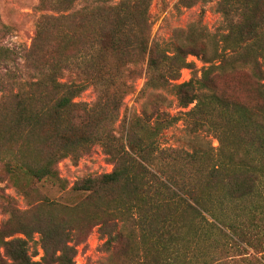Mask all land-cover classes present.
I'll return each mask as SVG.
<instances>
[{
    "label": "trees",
    "instance_id": "1",
    "mask_svg": "<svg viewBox=\"0 0 264 264\" xmlns=\"http://www.w3.org/2000/svg\"><path fill=\"white\" fill-rule=\"evenodd\" d=\"M152 1L38 0L20 49L5 45L12 28L0 21V185L26 202L18 208L0 188L11 264H73L94 227L103 264H264V0H176L214 3L224 33L194 23L173 32L172 52L151 38ZM184 69L190 79L176 84ZM142 77L144 107L124 126L123 102ZM87 90L93 101H76ZM178 122L217 149L161 147ZM96 146L110 173L75 183L73 205L42 194L45 183L65 189L61 161Z\"/></svg>",
    "mask_w": 264,
    "mask_h": 264
},
{
    "label": "rangeland",
    "instance_id": "2",
    "mask_svg": "<svg viewBox=\"0 0 264 264\" xmlns=\"http://www.w3.org/2000/svg\"><path fill=\"white\" fill-rule=\"evenodd\" d=\"M115 2L119 0H114ZM176 0H153L149 12L153 22L151 38L158 42L167 51L172 52V34L175 30H184L194 23H200L206 31L212 35L224 33V25L219 13L216 12L214 3L198 4L192 9H177L174 4ZM38 0H0V21L12 28V35L6 39L5 45L10 48L20 49L29 46L33 37L34 26L39 13L36 11ZM187 61L194 63L196 69L204 65L193 56H189ZM191 77V71L184 69L180 72V78L176 84L187 82ZM144 78H140L134 85V91L125 98L120 116V122L126 126L130 119L135 115H140L146 94L143 91ZM163 93L171 103L169 113L177 114L181 109L178 108L175 97L168 87ZM94 95L91 90L84 92L76 101L89 103L93 101ZM192 106V105H191ZM190 106V107H191ZM161 147H171L182 149L186 152L194 150H215L218 142L214 136H209L203 132L188 134L182 122H178L170 129L163 132L159 138ZM211 152V151H210ZM59 177L64 181L65 189L42 184L40 191L49 199L56 200L63 204L73 205L78 200V194L71 191V187L78 181L87 177H97L110 173L112 165L99 147H94L91 152L80 158L77 163L66 159L58 165ZM3 193L16 202L20 209L26 207L23 198L17 195L9 184L0 185ZM7 220V216L0 211V226ZM15 237H22L16 235ZM33 240L29 242L30 253H38L32 257V261L40 259L41 251L37 246L38 236L33 235ZM105 239L101 238L98 228L94 227L87 238L82 243L75 244V256L73 264H103L108 257L103 248ZM74 244L72 243L71 246ZM0 264H11L4 257L3 248L0 247Z\"/></svg>",
    "mask_w": 264,
    "mask_h": 264
}]
</instances>
